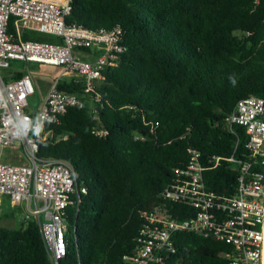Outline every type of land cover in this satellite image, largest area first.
<instances>
[{"label": "trees", "instance_id": "trees-1", "mask_svg": "<svg viewBox=\"0 0 264 264\" xmlns=\"http://www.w3.org/2000/svg\"><path fill=\"white\" fill-rule=\"evenodd\" d=\"M67 24L122 30L125 47L103 68L93 92L81 82L59 88L84 106L69 107L39 158L68 160L86 187L66 209L67 249L59 264H121L136 246L143 212L165 208L194 215L186 202L161 195L174 170L198 152L208 189L236 190L245 154L244 128L225 121L237 100L264 98V0H70ZM14 33V18L8 21ZM23 39L59 42L36 31ZM21 73H2L4 81ZM95 96L99 99L92 101ZM128 106V107H127ZM95 116H93V110ZM96 129L103 131L97 134ZM215 157H219L214 166ZM161 264H227L232 247L213 237L176 232ZM0 264H50L33 220L0 227Z\"/></svg>", "mask_w": 264, "mask_h": 264}, {"label": "built area", "instance_id": "built-area-1", "mask_svg": "<svg viewBox=\"0 0 264 264\" xmlns=\"http://www.w3.org/2000/svg\"><path fill=\"white\" fill-rule=\"evenodd\" d=\"M70 0H0V70L12 61L60 68L43 101L31 109L28 97L34 93L30 75L4 81L0 72V148L20 147L23 163L0 159V195L11 204L23 203L27 215L39 230L50 264H59L67 249L66 209L86 192L77 183L72 164L63 158H39V142L52 138L46 128L58 124L69 107H82L85 101L59 88L63 81L81 82L84 94L93 92L102 79L103 68L114 65L125 49L122 30L87 28L67 24ZM14 18V33L8 21ZM36 31L60 39L59 42L23 39V31ZM84 53L88 59L78 55ZM98 96L92 99L93 102ZM128 107V106H127ZM93 116H95V111ZM225 121L244 128L246 152L241 159L225 158L239 165L233 195L218 194L207 188L204 165L198 152L189 150L184 166L174 170L161 195L170 201L186 202L194 208L189 218H173L165 208L143 212L137 246L123 255L121 264H161L172 252L176 232H193L228 243L230 253H222L227 264H264V98L246 96L237 100ZM27 124L28 127H25ZM39 125V131L35 130ZM97 134L103 131L96 129ZM219 157H215L214 166Z\"/></svg>", "mask_w": 264, "mask_h": 264}, {"label": "rangeland", "instance_id": "rangeland-1", "mask_svg": "<svg viewBox=\"0 0 264 264\" xmlns=\"http://www.w3.org/2000/svg\"><path fill=\"white\" fill-rule=\"evenodd\" d=\"M78 55L84 59H88V56L84 53H78ZM0 72H17L30 75L34 93L28 97V100L31 109H34L45 98L50 88L51 81L59 75L60 68L43 64L12 61L8 68L1 69ZM23 162H25V159L22 157V160L12 163ZM21 204L22 207H12L13 209H11L6 201L0 204V227L18 228L21 226V223L24 222L27 215L24 204Z\"/></svg>", "mask_w": 264, "mask_h": 264}, {"label": "crops", "instance_id": "crops-1", "mask_svg": "<svg viewBox=\"0 0 264 264\" xmlns=\"http://www.w3.org/2000/svg\"><path fill=\"white\" fill-rule=\"evenodd\" d=\"M86 56H88L86 54ZM43 101V100H42ZM41 101V102H42ZM16 149H19L20 150V147L18 146H12L10 148H0V159H3V160H6L8 162H16V161H19V160H22V156L19 158L17 156L18 153H17V150ZM24 158V157H23ZM8 202V204L10 205L11 209H13L12 207H18V206H21L22 204L19 203V204H11L9 198L6 196V195H3L1 194L0 195V204L3 203V202ZM22 207V206H21ZM23 209V208H22ZM23 223V222H22ZM21 223V224H22Z\"/></svg>", "mask_w": 264, "mask_h": 264}, {"label": "clouds", "instance_id": "clouds-1", "mask_svg": "<svg viewBox=\"0 0 264 264\" xmlns=\"http://www.w3.org/2000/svg\"><path fill=\"white\" fill-rule=\"evenodd\" d=\"M25 127H28L27 124H24ZM35 130L38 132L39 131V125L36 126Z\"/></svg>", "mask_w": 264, "mask_h": 264}]
</instances>
